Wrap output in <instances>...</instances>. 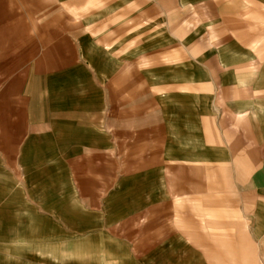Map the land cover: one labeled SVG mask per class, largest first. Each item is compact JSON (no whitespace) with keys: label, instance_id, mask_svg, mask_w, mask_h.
Segmentation results:
<instances>
[{"label":"rangeland","instance_id":"rangeland-1","mask_svg":"<svg viewBox=\"0 0 264 264\" xmlns=\"http://www.w3.org/2000/svg\"><path fill=\"white\" fill-rule=\"evenodd\" d=\"M130 1L107 0V8L124 15ZM183 2L142 4L143 14L155 10L162 45H142L152 31L139 16L107 24L108 49L116 42L132 57L126 51L137 44L155 60L152 108L131 90L134 70L123 82L117 72L95 71L105 90L98 76L87 86L84 71L68 73L70 62L99 59L67 31L78 24L56 19L55 0H0V264H264L242 170L166 154L159 94L170 87L178 94L176 68L185 55L195 61L194 30L185 39L180 19L196 13Z\"/></svg>","mask_w":264,"mask_h":264},{"label":"crops","instance_id":"crops-1","mask_svg":"<svg viewBox=\"0 0 264 264\" xmlns=\"http://www.w3.org/2000/svg\"><path fill=\"white\" fill-rule=\"evenodd\" d=\"M55 1L56 19L59 21L60 17V22L72 26L78 24L77 29L70 27L67 31L74 38H85L84 55L97 54L99 59L98 66L88 63L85 57H82L83 63L72 62L71 66L70 62L68 73L73 75L74 69L84 71L83 81L87 86L98 76L99 87L105 90L106 79L95 71L117 72L123 82L134 70L138 80L132 82L131 90L136 88L135 94L140 100L153 108L157 92L150 73L156 69L155 60L141 45H135L136 51H126L132 57L117 52L116 42L109 49L106 47L107 36L114 35L107 24L125 23L137 16L136 20L152 31L142 45L146 48L162 45L155 43V25H152L155 10L144 14L142 10V4L153 6V0H131L124 15L123 11L112 14L110 11L117 7L107 8V0ZM181 5L195 9L194 18L185 15L180 19L185 39L191 40L194 30L195 43L189 55L195 61L185 55L176 68L180 77L173 87L179 85L178 94L172 93V87L166 88V94H159L161 100L166 99V154L174 152V157L179 155L197 164H207L209 160L212 166L225 165V162L241 169L255 197L250 215L255 241L264 248V0H185ZM187 43L185 50L191 44ZM163 44H166L165 38ZM165 48L163 45L161 67L166 71ZM50 53L57 54L58 45ZM252 136L258 152L254 160ZM212 235L221 237L224 233L214 231ZM47 253L53 256L52 251Z\"/></svg>","mask_w":264,"mask_h":264}]
</instances>
